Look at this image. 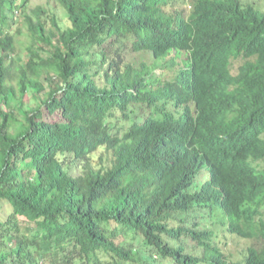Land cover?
Masks as SVG:
<instances>
[{"label":"trees","instance_id":"16d2710c","mask_svg":"<svg viewBox=\"0 0 264 264\" xmlns=\"http://www.w3.org/2000/svg\"><path fill=\"white\" fill-rule=\"evenodd\" d=\"M53 1L0 0V264H264V12Z\"/></svg>","mask_w":264,"mask_h":264},{"label":"rangeland","instance_id":"374dc122","mask_svg":"<svg viewBox=\"0 0 264 264\" xmlns=\"http://www.w3.org/2000/svg\"><path fill=\"white\" fill-rule=\"evenodd\" d=\"M244 3L248 2L254 5V7H257L259 10H261L262 12H264V0H243ZM37 5H41L44 6L46 8L52 7V11L53 13L56 14V16L61 19L64 20L66 18L65 13L63 12V10L61 8H59L53 0H32L30 7H34ZM131 55V53H130ZM131 62L135 65V67H140L141 63H147V64H151L152 59L150 58V56L146 53H139V54H132L131 56H129ZM155 73H159V71H156ZM30 96V95H29ZM101 152L98 153L95 162L96 163H100L99 161V156H100ZM106 156V155H105ZM105 156H102L103 158H105ZM262 168H264V162L260 163ZM256 245L261 247L262 249H264V241H257Z\"/></svg>","mask_w":264,"mask_h":264}]
</instances>
